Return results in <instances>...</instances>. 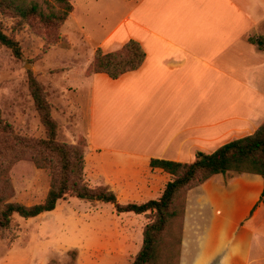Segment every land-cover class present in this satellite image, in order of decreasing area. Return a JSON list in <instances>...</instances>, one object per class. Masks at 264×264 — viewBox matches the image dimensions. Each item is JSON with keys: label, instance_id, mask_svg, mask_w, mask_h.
<instances>
[{"label": "crops", "instance_id": "1", "mask_svg": "<svg viewBox=\"0 0 264 264\" xmlns=\"http://www.w3.org/2000/svg\"><path fill=\"white\" fill-rule=\"evenodd\" d=\"M108 1L126 10L99 48L135 40L146 59L117 80L82 74L88 149L125 154L166 184L152 159L192 164L264 123V51L254 42L264 37V0ZM229 175L187 193L179 264H264V179Z\"/></svg>", "mask_w": 264, "mask_h": 264}, {"label": "rangeland", "instance_id": "2", "mask_svg": "<svg viewBox=\"0 0 264 264\" xmlns=\"http://www.w3.org/2000/svg\"><path fill=\"white\" fill-rule=\"evenodd\" d=\"M14 1L37 3L45 13L57 7L55 0ZM71 2L73 13L55 32L38 18L19 31L10 29L9 23L7 33L19 42L23 55L18 59L0 45V119L19 135L46 138L28 88V71H32L53 106L58 140L84 145L86 183L92 188H109L122 204L157 199L166 184L152 175L149 166H135L120 152L95 154L87 148L83 135L92 121V107L90 86L82 74L92 75L101 38L124 16L126 5L108 0ZM139 173L141 178L132 181ZM9 176L12 201L27 206L44 202L50 188L46 170L21 160L12 166ZM149 221L145 215H118L111 204L68 198L55 211L37 218L15 216L11 228L0 230V264H132ZM178 228L179 223L175 230Z\"/></svg>", "mask_w": 264, "mask_h": 264}, {"label": "trees", "instance_id": "3", "mask_svg": "<svg viewBox=\"0 0 264 264\" xmlns=\"http://www.w3.org/2000/svg\"><path fill=\"white\" fill-rule=\"evenodd\" d=\"M57 7L45 13L39 4L27 5L14 0H0V45L10 49L14 57L22 58L19 42L7 33L19 31L31 19L38 18L43 25L57 31L73 13L71 0H55ZM264 51V37L254 40ZM146 53L135 40L128 41L120 50L104 53L97 49L92 74H104L117 80L126 73L140 69ZM28 88L35 110L46 130V138H33L16 133L13 126L0 119V230L11 228L15 216L34 219L57 209L60 201L77 198L114 206L118 215L149 216L143 231V244L132 264H179L187 193L219 174H254L264 179V123L252 135L232 141L212 154L198 153L192 164L152 159L150 168L170 175L157 199L145 203L119 202L107 187H90L84 176V145H72L58 140L59 124L53 117V106L43 85L32 71H28ZM21 160H29L37 169L46 170L50 188L44 202L27 206L12 201L13 184L9 173ZM180 201V202H179ZM260 201L264 204V190ZM179 223L178 231L175 225Z\"/></svg>", "mask_w": 264, "mask_h": 264}]
</instances>
